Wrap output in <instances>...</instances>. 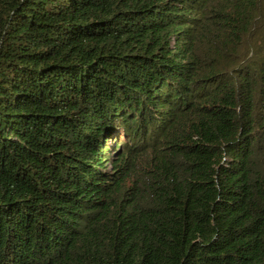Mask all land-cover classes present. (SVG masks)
I'll return each mask as SVG.
<instances>
[{
  "label": "trees",
  "instance_id": "1",
  "mask_svg": "<svg viewBox=\"0 0 264 264\" xmlns=\"http://www.w3.org/2000/svg\"><path fill=\"white\" fill-rule=\"evenodd\" d=\"M0 264H264V0H0Z\"/></svg>",
  "mask_w": 264,
  "mask_h": 264
},
{
  "label": "rangeland",
  "instance_id": "2",
  "mask_svg": "<svg viewBox=\"0 0 264 264\" xmlns=\"http://www.w3.org/2000/svg\"><path fill=\"white\" fill-rule=\"evenodd\" d=\"M108 143L112 147V149H115L116 146L118 145V142H114V140H110Z\"/></svg>",
  "mask_w": 264,
  "mask_h": 264
}]
</instances>
